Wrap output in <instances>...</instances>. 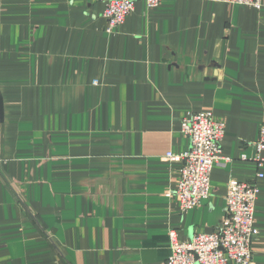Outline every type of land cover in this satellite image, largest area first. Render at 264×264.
Segmentation results:
<instances>
[{"label": "crops", "instance_id": "obj_1", "mask_svg": "<svg viewBox=\"0 0 264 264\" xmlns=\"http://www.w3.org/2000/svg\"><path fill=\"white\" fill-rule=\"evenodd\" d=\"M103 8L0 0V264H166L170 230L215 231L230 181L258 187L264 264V0L138 1L112 33ZM201 111L224 124L228 161L181 212L166 154L188 150L181 123Z\"/></svg>", "mask_w": 264, "mask_h": 264}, {"label": "built area", "instance_id": "obj_2", "mask_svg": "<svg viewBox=\"0 0 264 264\" xmlns=\"http://www.w3.org/2000/svg\"><path fill=\"white\" fill-rule=\"evenodd\" d=\"M104 4L102 17L105 31L112 33L122 25L138 1L147 8H156L162 0H98ZM260 10L263 0H200ZM181 132L188 138L186 152L166 154L172 162L181 164L174 196L181 212L199 206L209 197L211 171L215 165L226 163L222 155L225 127L215 121L210 111L189 114L181 123ZM255 161L264 163V125L254 143ZM261 165V164H260ZM259 174L257 178H261ZM258 187L255 183L230 181L224 197L225 211L214 232L199 233L188 241H179L175 230L168 232L170 255L166 264H251L252 246L258 235L253 218Z\"/></svg>", "mask_w": 264, "mask_h": 264}, {"label": "trees", "instance_id": "obj_3", "mask_svg": "<svg viewBox=\"0 0 264 264\" xmlns=\"http://www.w3.org/2000/svg\"><path fill=\"white\" fill-rule=\"evenodd\" d=\"M46 233H45V231L43 232V235H45ZM63 257L61 256V259H62Z\"/></svg>", "mask_w": 264, "mask_h": 264}]
</instances>
